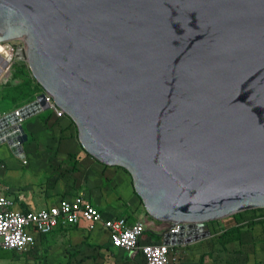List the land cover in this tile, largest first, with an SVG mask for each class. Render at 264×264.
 Returning <instances> with one entry per match:
<instances>
[{"label":"water","instance_id":"obj_1","mask_svg":"<svg viewBox=\"0 0 264 264\" xmlns=\"http://www.w3.org/2000/svg\"><path fill=\"white\" fill-rule=\"evenodd\" d=\"M17 38L42 91L0 119L14 154L47 93L169 227L264 207V0H0V71Z\"/></svg>","mask_w":264,"mask_h":264},{"label":"crops","instance_id":"obj_2","mask_svg":"<svg viewBox=\"0 0 264 264\" xmlns=\"http://www.w3.org/2000/svg\"><path fill=\"white\" fill-rule=\"evenodd\" d=\"M0 108L10 112L16 107ZM22 127L27 134L23 155L0 143V188L17 208L38 209L81 194L106 215L131 222L146 215L132 179L90 155L66 116L45 109L24 119ZM249 212L209 222V232L184 247L182 264H264V207ZM161 238V232L147 229L140 243ZM42 247L45 253L36 262L33 252L41 254ZM31 251L0 249V264H144L139 251L113 247L101 225L86 230L84 223L43 236Z\"/></svg>","mask_w":264,"mask_h":264},{"label":"built area","instance_id":"obj_3","mask_svg":"<svg viewBox=\"0 0 264 264\" xmlns=\"http://www.w3.org/2000/svg\"><path fill=\"white\" fill-rule=\"evenodd\" d=\"M9 44L7 51L11 59L0 71V84L9 77L10 65L16 58L15 49L25 48V42L21 39L11 40ZM44 99L49 104L47 110H51L56 116H65V112L54 103L49 94L45 93ZM17 108L13 110L17 116H20ZM7 113L0 109V119ZM22 121L19 117L21 124ZM22 161L27 162L24 156ZM82 223L85 224L86 230H93L101 225L113 247L139 251L144 264H182L184 247L194 240L193 237L198 233L194 223L181 222L169 227L168 222L158 220L150 214L132 222L125 216L106 215L101 208L89 202L81 194L71 198H59L53 204L23 211L17 208L15 200L0 188V249L2 250L28 252L36 247L43 236L59 228ZM147 229L161 232L162 238L140 243ZM166 232L173 234L177 239L180 237L182 241L171 242V236L164 241Z\"/></svg>","mask_w":264,"mask_h":264},{"label":"rangeland","instance_id":"obj_4","mask_svg":"<svg viewBox=\"0 0 264 264\" xmlns=\"http://www.w3.org/2000/svg\"><path fill=\"white\" fill-rule=\"evenodd\" d=\"M17 39L23 40L22 38H17ZM9 71L10 73H9L8 79L0 84V104L2 108H10L18 103H22L30 98L35 97L37 94H39L42 91L41 85L39 84V82L36 80V78L32 74L26 60L14 58L10 65ZM65 116L70 120L71 124L76 129L75 123L72 121V119L68 117L66 114ZM111 166H116L115 168H118L119 170L123 171L128 176V178L132 179L129 171L126 168L122 166H117V165H111ZM146 214H148L147 211H146ZM241 214H245V215L250 214L249 209L239 211L232 215L236 218L238 216H241ZM230 216L231 215L223 217V218L215 219L212 221L221 222V221H224L225 219L230 218ZM35 248L36 247H34L33 249ZM11 251H15L18 253L20 252L16 250H11ZM34 251L35 252H33L34 253L33 256L35 257V260L37 262V259L42 258L43 254L45 253V250H43V247H42L41 254L37 252L39 250L37 251L34 250ZM27 253L32 255V251L31 252L28 251Z\"/></svg>","mask_w":264,"mask_h":264},{"label":"trees","instance_id":"obj_5","mask_svg":"<svg viewBox=\"0 0 264 264\" xmlns=\"http://www.w3.org/2000/svg\"><path fill=\"white\" fill-rule=\"evenodd\" d=\"M33 98H34V97H33ZM33 98H30V99H28V100H26V101H24V102H22V103H18V104L14 105V106H15V107H19V106H21V105H23V104H25V103H28L29 101L33 100Z\"/></svg>","mask_w":264,"mask_h":264}]
</instances>
